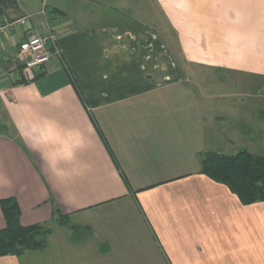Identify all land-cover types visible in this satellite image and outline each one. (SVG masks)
Instances as JSON below:
<instances>
[{
    "label": "crops",
    "instance_id": "0c3cea01",
    "mask_svg": "<svg viewBox=\"0 0 264 264\" xmlns=\"http://www.w3.org/2000/svg\"><path fill=\"white\" fill-rule=\"evenodd\" d=\"M152 2L169 49L139 18L125 27L115 7L91 18L82 5L56 8L59 53L31 82L15 60L27 29L0 37V201L17 200L23 226L59 227L56 249L0 264H264V202L243 205L200 172L203 154L240 141L243 126L227 131L203 101H186L184 69L264 78V0ZM26 16L9 8L0 24ZM66 227L88 234L72 239Z\"/></svg>",
    "mask_w": 264,
    "mask_h": 264
},
{
    "label": "rangeland",
    "instance_id": "374dc122",
    "mask_svg": "<svg viewBox=\"0 0 264 264\" xmlns=\"http://www.w3.org/2000/svg\"><path fill=\"white\" fill-rule=\"evenodd\" d=\"M99 3L100 5L98 6ZM153 4L152 0H17V7L15 9H17L18 13L28 12L34 15V18L31 20L32 25L30 24L27 27L28 29L39 26L41 17L38 16V13L42 11L43 6L46 7V11L52 16L56 8L76 15L77 9L82 5L86 7L87 11L84 16L88 15L89 18H91L93 11L98 13L100 8L108 10V8L115 7L118 10L116 12L118 19L121 23H124L125 27L135 29L138 24L134 19L139 18L157 31L169 49L168 45H173L170 40L171 31L168 32L170 27L165 18L159 17L157 12L154 11ZM9 8L14 9L11 5ZM69 16L67 14V17ZM155 19L163 20L165 29L162 27V23H155V21L158 22ZM84 20L87 25V19ZM92 20H94L92 25L103 24L105 22L104 19L96 16ZM170 49L169 51L176 55L179 62L181 60V50L171 47ZM18 51L19 49H17V53ZM184 69L193 77L191 85L194 88L190 84L185 85L187 89L192 90L186 95V101H203L205 108L208 106V114L211 117H221L220 125L224 126L227 131H232L235 125L238 129L243 126L241 130L246 136L235 144L225 143L219 152L221 154L234 155L243 149H247L255 155H264V78L245 77L223 69L211 71L197 65L184 66ZM207 96L208 98L205 100ZM213 110L217 111L213 112ZM72 225L73 223L70 222L69 227ZM48 226L51 227L53 233L52 237L47 238L48 246L51 245V248L56 249V238L59 235V227L53 223H50ZM69 227L66 228L70 231L69 235H71L72 239L80 240L88 234L87 232ZM64 232L66 233L67 231Z\"/></svg>",
    "mask_w": 264,
    "mask_h": 264
},
{
    "label": "trees",
    "instance_id": "16d2710c",
    "mask_svg": "<svg viewBox=\"0 0 264 264\" xmlns=\"http://www.w3.org/2000/svg\"><path fill=\"white\" fill-rule=\"evenodd\" d=\"M10 5L16 8L17 0H0V14L9 9ZM99 133L113 156L100 129ZM113 158L118 164L116 158ZM200 172L211 180L226 185L243 205L264 202V155H255L247 149L234 155L205 153L201 159ZM121 175L130 187L125 174L121 172ZM132 193L135 194L134 191ZM0 206L6 222L5 228L0 230V257H20L26 252L47 248V238L52 234L49 223L23 226L21 211L15 198L1 200ZM53 217L62 226L69 224V216L63 215L58 209L54 210Z\"/></svg>",
    "mask_w": 264,
    "mask_h": 264
},
{
    "label": "built area",
    "instance_id": "2783aa9c",
    "mask_svg": "<svg viewBox=\"0 0 264 264\" xmlns=\"http://www.w3.org/2000/svg\"><path fill=\"white\" fill-rule=\"evenodd\" d=\"M38 16L41 17L39 26L28 28L32 25L34 16H26L12 21L0 24V37L15 28H25L27 33L25 39L18 46L16 61L21 67L23 78L28 81H34L37 77L36 70L44 67L57 55L59 34L52 25V17L46 11V7Z\"/></svg>",
    "mask_w": 264,
    "mask_h": 264
}]
</instances>
